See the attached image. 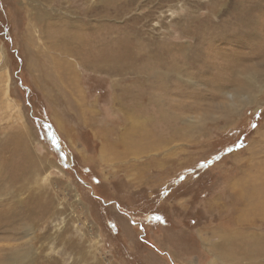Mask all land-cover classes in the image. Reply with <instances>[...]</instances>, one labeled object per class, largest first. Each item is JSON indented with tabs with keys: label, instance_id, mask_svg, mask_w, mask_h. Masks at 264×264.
<instances>
[{
	"label": "rangeland",
	"instance_id": "rangeland-1",
	"mask_svg": "<svg viewBox=\"0 0 264 264\" xmlns=\"http://www.w3.org/2000/svg\"><path fill=\"white\" fill-rule=\"evenodd\" d=\"M43 13L83 36L72 66L108 140L49 81ZM0 45V210L22 217L1 220L0 264H227L210 244L264 238V0H0ZM116 49L126 71L100 62Z\"/></svg>",
	"mask_w": 264,
	"mask_h": 264
},
{
	"label": "bare ground",
	"instance_id": "bare-ground-1",
	"mask_svg": "<svg viewBox=\"0 0 264 264\" xmlns=\"http://www.w3.org/2000/svg\"><path fill=\"white\" fill-rule=\"evenodd\" d=\"M46 18H48L47 13H43L42 17L40 18L42 23L45 25L43 31L45 32V34L47 32H49L48 35L46 36L47 42H49L50 46L55 49V50L54 49L53 50L56 51V55H54V56L51 53L46 52L47 56H48V54L51 55V56H49V60L52 62L50 65V70H49L50 73L48 75L50 77L49 81L50 82L55 81V84H54L55 89L62 91V93L64 94V97H66L67 99L70 98L71 101L73 100V102H74V104L78 110V118H79L80 122H82L88 126H91L92 131L95 134V136L100 140L102 139V140L106 141V140H108L109 135L112 134L113 129H111L109 127H103V126L98 124L97 112H96L97 110L91 108V105L87 102L86 97H84L83 90L80 88V85L78 83V79L76 76L78 74H76L77 72L75 73V70L72 66V64H74L72 56H74V54L76 52L80 51L81 48L84 47L86 44L85 43L83 46V44H82L83 42H81L84 40V38H82L83 36H80L79 33H74L75 31L72 30L73 29L72 26L74 24L73 23L74 21L70 20V22H69V20H67V21H63V23H61V24L60 23L57 24L53 20H44ZM247 31H248V33H250L249 30H247ZM130 42H131V40H130ZM79 47H81V48H79ZM121 47H120V49H121ZM1 48L2 47L0 45V49ZM120 49H116V51L114 52L115 57H108V56L102 57L100 62H103V61H106L107 59H110L112 61V64L116 68H118L119 71H126L129 68L128 63L126 62V56L130 55V58H131L132 54L129 51H121ZM0 51H2V50H0ZM100 53H101V51H100ZM100 56H102V55H100ZM93 65H95V64H93ZM102 65H104V64H102ZM7 79L8 78L6 77V80ZM248 80L251 81V79H249V78H248ZM5 84H6V86H5L4 91L6 92L5 94L7 96L8 82H6ZM124 90L126 91L127 88H122V95H123ZM70 99H69V102H70ZM66 101H68V100H66ZM116 101L118 102L117 103L118 109H120L123 112L124 119L127 120L129 123H131L130 128L128 130H130L132 133H133V128L131 126H133V124L136 123V125H137V124L146 123V119H143L141 116H136L137 115V112H136L137 108L135 106H133L132 104H128L127 102H129V101H125L124 99H122V100L119 99ZM69 104H71V102ZM149 118H151V117H149ZM110 129H111V131H110ZM118 139H120V142L123 146V150L125 149L124 151L127 153L132 152V153L138 154L141 152V149L143 148V147H141V145L136 144L137 140H134V138H132L131 141L127 143L126 135L123 133L121 135L120 134L118 135ZM138 139H139V137H138ZM141 139H144V138L141 137ZM148 140H149V137H146L145 145L147 147L150 146V144L152 143V140L151 141H148ZM112 146H113L112 142H107L106 145L104 142L102 149L110 148ZM114 146L116 147V145H114ZM0 177H1V175H0ZM258 190H259V188H251V191H249L250 192L249 195L253 198V200H250L251 201L250 204H253V206H254V208L252 207L253 210L255 209L259 215V214L264 213V202L260 201L262 194L257 195L255 193V192H258ZM13 213H14V211H13ZM0 215L2 216V218L0 219V223H1V220H4V221L6 220V221H8L7 222L8 225H10L13 222L18 223L22 219V217L19 214H16V213L12 214L11 212H9V214H8V213H5L4 211H1V210H0ZM248 216H249V213H248ZM242 219H244L243 215H241L239 220L242 221ZM240 226H241V224H240ZM8 234H10V233H8ZM219 237H217V238H219ZM241 240L231 242L230 240L227 239L225 241H222L220 244H217L216 246H214L213 244H210L209 248H211V251H214V255L217 254L216 259L223 260L227 264H264V238L262 240L256 239L254 241H246V242L244 240H242V241ZM203 241L204 242H212L206 236H203ZM20 251H21V248H15V252H14L15 256L8 259V261H9L8 264H16L19 261H22V264H25L24 258H25L26 253L20 254ZM244 261H246V262L244 263Z\"/></svg>",
	"mask_w": 264,
	"mask_h": 264
}]
</instances>
